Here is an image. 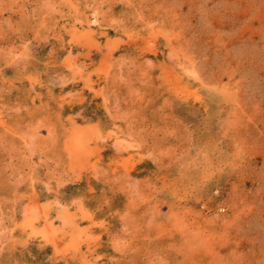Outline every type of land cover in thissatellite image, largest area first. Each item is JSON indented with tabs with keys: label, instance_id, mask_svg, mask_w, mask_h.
Masks as SVG:
<instances>
[{
	"label": "rangeland",
	"instance_id": "1",
	"mask_svg": "<svg viewBox=\"0 0 264 264\" xmlns=\"http://www.w3.org/2000/svg\"><path fill=\"white\" fill-rule=\"evenodd\" d=\"M0 264H264V0H0Z\"/></svg>",
	"mask_w": 264,
	"mask_h": 264
},
{
	"label": "bare ground",
	"instance_id": "2",
	"mask_svg": "<svg viewBox=\"0 0 264 264\" xmlns=\"http://www.w3.org/2000/svg\"><path fill=\"white\" fill-rule=\"evenodd\" d=\"M74 31H75V30H74ZM74 31H73V32H74ZM76 32H77V31H76ZM76 32H75V33H76ZM75 139H77V141H78V139H80V135L78 134L77 136H75ZM77 141H76V142H77ZM77 143H78V142H77ZM83 145H84V144H83ZM77 149H78V148H77ZM28 222H29V221H28ZM28 227H30L33 231L36 230V228H37L36 224L33 223V222H31V223L29 222V223H28ZM45 234H47V233H45ZM52 234H53V233H52ZM44 236H45V238H47V240H50V239H51V237H49L48 235H44ZM55 238H56V237H55ZM51 241H52V243H54V245H57V242H56L57 240L55 241V240L52 238ZM57 246H58V245H57Z\"/></svg>",
	"mask_w": 264,
	"mask_h": 264
}]
</instances>
